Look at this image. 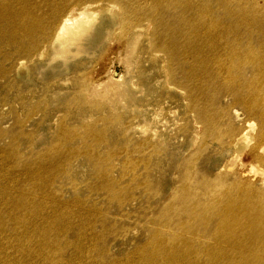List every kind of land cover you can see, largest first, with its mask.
<instances>
[{
	"label": "rangeland",
	"instance_id": "1",
	"mask_svg": "<svg viewBox=\"0 0 264 264\" xmlns=\"http://www.w3.org/2000/svg\"><path fill=\"white\" fill-rule=\"evenodd\" d=\"M87 1H72L71 9L85 3L99 12L94 35L84 37L79 51L72 46L67 58L56 55L53 33L38 39L39 47L46 45L42 57L36 49L20 53L16 45L0 51V188L16 190L12 200L16 204L24 201L21 187L35 189L30 178L45 177L47 194L41 197L48 201V218L55 214L54 202L61 204L59 208L77 210L73 219L82 226L75 229L56 230L48 220V245L54 233L60 241L57 256L64 262L70 253L67 247L78 242L82 247L77 264H195L206 262L213 247L234 251L231 264H264V243L258 242L248 254L231 245L237 237L254 234L261 219L252 227L244 224L252 218L237 216L238 223L223 228L219 220L225 218L221 205L226 196L192 195L205 194L214 184L213 189L221 190V182L231 184L237 178L234 174L242 173L264 193V163L257 164L260 173L251 172L250 150L256 139L238 158L230 146L244 128L250 129L249 122L255 123L254 136L258 118L245 104L231 102L226 94L232 92L218 86L216 92L226 94L215 112L216 130L210 133L211 140L205 137L199 116L189 112L187 85L178 81L186 70L175 66L163 48L167 31L175 25L197 26L205 15L194 8L185 11L186 0H141L131 3L129 10L118 0ZM206 3L215 16L224 15L225 5L219 0ZM31 42L24 45L31 47ZM169 67L171 78L166 76ZM112 73L127 82L123 99L104 97L106 88L89 93ZM170 81L177 86H170ZM113 87L114 83L109 85ZM155 111L163 118L158 131L142 128L141 116ZM198 151L196 165L188 168ZM185 173L196 178L181 184ZM233 189L241 193L238 187ZM228 197L245 202V209L235 206L230 213L264 217V196L262 202L257 196ZM11 204L2 201L3 209L14 212ZM188 204L201 211L199 219ZM214 232L219 236L216 241L210 236ZM14 246L11 233L0 229V258L16 260ZM140 247L145 250L136 253ZM152 253L158 257L151 259Z\"/></svg>",
	"mask_w": 264,
	"mask_h": 264
},
{
	"label": "bare ground",
	"instance_id": "2",
	"mask_svg": "<svg viewBox=\"0 0 264 264\" xmlns=\"http://www.w3.org/2000/svg\"><path fill=\"white\" fill-rule=\"evenodd\" d=\"M72 1L80 3L79 1L83 0H50L49 2L48 0H0V51L5 46L16 45L20 53L28 54L30 50L36 49L37 54L42 57L45 55L43 48L46 45L39 47L38 39L40 37L46 39V35L50 38L51 33H53L51 44L57 45V56L67 58V55L72 52V46H76L79 51L84 37L94 35L93 26L98 21L99 12L94 11L93 6H89L91 4L84 5L85 3L78 9H71ZM118 1L129 10L131 3L135 5L141 0ZM219 1L221 5H225V13L221 16H215L216 12L207 6L206 0H186L185 11L194 8L205 16L197 26L192 25L191 28L184 29L175 25L174 30L171 28L167 31V37L165 41H162L163 48L170 55L175 66L180 70H186V73L181 74L179 78L178 72H174L172 79L178 78L179 82L187 85L192 102L189 112L199 116L200 122L205 126V137L211 140L210 133L216 130L218 117L215 112L217 105L221 104L222 95L226 94L216 92L215 89L218 86L232 92L226 94L232 97L231 102L245 104L249 112L258 118L259 129L254 135L256 137L251 135V129H254L255 123L249 122L247 126L250 129L244 128L232 139L230 146L236 150L238 158L239 152L243 151L253 139H256L255 146L250 150L253 163L251 172L260 173L257 164L264 163V0ZM227 16L229 19H225ZM219 21L222 23L218 24ZM241 30H246L247 34L241 35ZM253 34H256L255 45L252 44ZM26 40L32 41L31 47L24 45ZM22 65L23 63L20 64ZM166 76L171 78V67L167 69ZM113 83L115 87L109 88V85ZM126 84L127 82H123L121 77L116 79L115 74L112 73L105 83L96 84L88 91L93 94L99 88H106L104 97L123 99ZM170 86L176 87L177 85L170 81ZM156 112L158 111L141 116L144 118L142 128L158 131V125L163 123V118L160 117V112ZM198 137V135L194 137V144ZM200 154V151L193 154L188 168L196 165ZM202 175H199V178L204 179ZM234 175L237 176L234 178L235 182L231 184L221 182L224 184L221 190L213 189L214 184L207 188L205 194L199 195L193 191L192 195L226 196L221 205L225 218L219 220L222 221L220 225L223 228L229 229L230 224L238 223L237 216L241 220L247 217L252 218V222L247 220L244 223L247 226L252 223V227H256L257 220L261 219L262 225L255 228L254 234L237 237L239 239L231 243L233 247H242L248 254L258 247L256 245L258 242L264 243V217H254V213L251 212L242 213L241 216L239 211L230 213L235 206L242 210L245 209V202L244 198L232 199L228 196H246L250 200L257 196L262 202L261 196H264V193L251 181L244 179L243 173ZM194 178H196L195 174L192 177L185 173L180 181L181 184L187 183ZM29 181L34 184L35 189L21 187L19 193L25 196L22 198L24 201L16 204L12 201L15 198L13 192L16 190L8 186L0 188V229L11 233L18 253L14 261L5 256L0 258V264H77L79 257L77 251L82 244L74 242L67 247L70 248V253L66 262L57 256L60 241L54 233H52L53 242L48 245V220L52 219V225H56V230L75 229L82 226L78 220L73 219L78 216L77 210L59 208L61 204L54 202L55 214L53 218H48V201L41 197L47 194L46 178H30ZM235 187H238L241 193L236 194L233 189ZM262 187L264 188V177ZM3 200L12 203L11 206L15 207V211L3 209ZM188 206L199 219L201 211L197 209V206L192 207L189 204ZM249 208L253 209L251 204ZM215 233H210L211 240L219 239ZM230 237L226 236V238ZM156 240L157 238H154V241ZM65 244H69L68 238L65 239ZM144 250V247H140L135 251L140 253ZM181 251L184 250L181 249ZM182 252L178 254L180 260L184 259ZM211 252L206 262L194 263L231 264L232 258L235 257V252H230L226 248L213 247ZM201 253L195 251V255H201ZM175 256V254H169V257ZM155 257L158 256L152 253L151 259Z\"/></svg>",
	"mask_w": 264,
	"mask_h": 264
}]
</instances>
